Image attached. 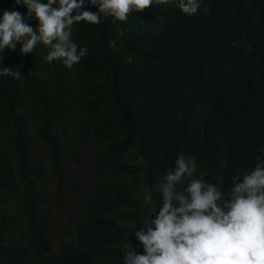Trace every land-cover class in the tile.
Wrapping results in <instances>:
<instances>
[{
  "label": "trees",
  "instance_id": "1",
  "mask_svg": "<svg viewBox=\"0 0 264 264\" xmlns=\"http://www.w3.org/2000/svg\"><path fill=\"white\" fill-rule=\"evenodd\" d=\"M101 15L73 25L71 68L42 42L0 52L19 73L0 76V264H123L178 154L224 187L264 159V0Z\"/></svg>",
  "mask_w": 264,
  "mask_h": 264
},
{
  "label": "clouds",
  "instance_id": "2",
  "mask_svg": "<svg viewBox=\"0 0 264 264\" xmlns=\"http://www.w3.org/2000/svg\"><path fill=\"white\" fill-rule=\"evenodd\" d=\"M162 2V0H156ZM26 5L0 9V52L16 49L32 52L38 42L48 47L45 59H58L71 68L88 47L73 39L79 21L100 23L102 15L127 20L130 12L142 10L154 0H14ZM91 3L97 10L83 7ZM184 13L201 10L204 0H173ZM204 11H209L207 6ZM37 19L35 25L30 19ZM0 76H19L3 65ZM264 153V144L257 146ZM194 153L182 152L156 179L155 203L148 197L150 211L134 226L138 245H122L123 264H264V159L231 176L224 187L222 177L205 178L198 172ZM162 197V199H160ZM158 205V210H157ZM154 213V215H153ZM129 232V233H130ZM128 233V234H129ZM129 236V235H128ZM142 247L143 251L137 248Z\"/></svg>",
  "mask_w": 264,
  "mask_h": 264
},
{
  "label": "water",
  "instance_id": "3",
  "mask_svg": "<svg viewBox=\"0 0 264 264\" xmlns=\"http://www.w3.org/2000/svg\"><path fill=\"white\" fill-rule=\"evenodd\" d=\"M153 215H154V213H153Z\"/></svg>",
  "mask_w": 264,
  "mask_h": 264
}]
</instances>
